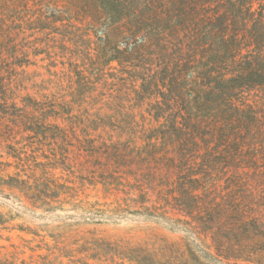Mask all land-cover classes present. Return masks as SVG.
I'll return each instance as SVG.
<instances>
[{"label": "trees", "instance_id": "trees-1", "mask_svg": "<svg viewBox=\"0 0 264 264\" xmlns=\"http://www.w3.org/2000/svg\"><path fill=\"white\" fill-rule=\"evenodd\" d=\"M0 6V49L17 60L26 91L23 105L4 113L19 124L27 144L55 151L43 152L44 160L24 147L14 155L18 171L7 183L20 190V198L33 206L50 204L43 189L66 187L51 186V169L68 167L75 175L77 155L84 157L77 177L95 183L105 161L125 151L113 139V132L122 131L125 101L139 99L161 70L174 89L168 101H181L180 128L189 147L183 156L194 157L193 172L202 174L190 181L229 171L232 189H238L244 175L264 174V0H3ZM40 55L49 60L51 76L60 77L52 70L59 63L68 66V89L52 77L35 80L27 67ZM152 60L164 64L151 69L156 77ZM260 205L253 193L214 203L221 212L214 245L230 253L227 259L261 263L258 240L228 243L223 232L232 224L241 236L258 229L264 220ZM6 222L0 211V226ZM0 264L17 263L0 258Z\"/></svg>", "mask_w": 264, "mask_h": 264}, {"label": "rangeland", "instance_id": "rangeland-1", "mask_svg": "<svg viewBox=\"0 0 264 264\" xmlns=\"http://www.w3.org/2000/svg\"><path fill=\"white\" fill-rule=\"evenodd\" d=\"M42 57L27 67L29 72H36L35 80L52 77L68 89V66L59 63L52 70L59 71L60 77L51 76L49 60ZM16 62L9 51L0 49V211L7 218L0 226L1 259L17 264H249L227 259L230 253L214 245V232L221 225V212L217 213L220 206L214 203L253 193L260 200L259 211L264 217V174L259 179L244 175L246 180L236 183L244 187L238 189H232L229 171L199 182L190 181L202 178V174L193 172L194 157L188 160L183 156L189 147L184 144L180 128L184 122L183 110H179L181 101H168L174 89L167 75L163 80L162 70L156 80L147 81L139 99L125 101L120 115L122 131L113 132V139L125 151L108 164L105 161V167L93 179L95 183L77 177V168L84 161L77 155L75 175L68 167L51 169V186L54 183L66 187L52 192L43 189L50 196V204L33 206L25 196L20 198V190L7 183L8 175L18 171L20 161L14 155L18 156L24 147L28 153L34 150L38 160H44L43 152L53 156L55 151L49 145L27 144L19 124L4 113L13 104L22 106V96L26 94L19 85L21 67ZM156 63L151 61L152 77H156L153 70L164 65L158 67ZM29 91L36 94L34 89ZM35 174L40 176V171ZM229 224L230 219L226 227ZM233 228V224L230 229L224 227L226 242L258 240L263 248L264 220L258 229L250 227L251 233L246 236H241V231L237 234L236 226ZM260 262L264 264V253Z\"/></svg>", "mask_w": 264, "mask_h": 264}]
</instances>
